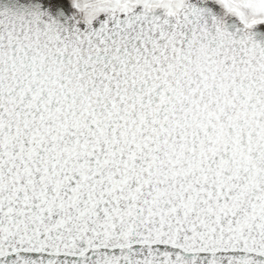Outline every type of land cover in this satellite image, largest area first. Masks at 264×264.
Wrapping results in <instances>:
<instances>
[{
    "label": "snow or ice",
    "instance_id": "6c2138e0",
    "mask_svg": "<svg viewBox=\"0 0 264 264\" xmlns=\"http://www.w3.org/2000/svg\"><path fill=\"white\" fill-rule=\"evenodd\" d=\"M0 264H264V0H0Z\"/></svg>",
    "mask_w": 264,
    "mask_h": 264
}]
</instances>
